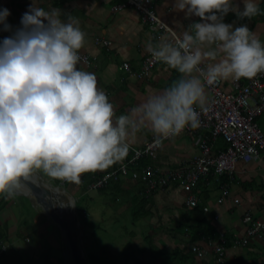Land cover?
<instances>
[{"label": "clouds", "instance_id": "obj_1", "mask_svg": "<svg viewBox=\"0 0 264 264\" xmlns=\"http://www.w3.org/2000/svg\"><path fill=\"white\" fill-rule=\"evenodd\" d=\"M174 8L202 22L182 36L148 42L145 51L179 78L119 116L96 75L77 67L86 35L78 18L61 19L58 8L30 6L23 13L21 27L0 42V194L12 198L36 170L79 185L83 173L122 162L129 138L145 130L162 147L186 128L200 127L206 85L264 72L257 34L247 24L224 22L229 12L238 20L264 14L255 0H243L242 10L232 0H176ZM9 15L0 9L4 31L12 27Z\"/></svg>", "mask_w": 264, "mask_h": 264}, {"label": "crops", "instance_id": "obj_2", "mask_svg": "<svg viewBox=\"0 0 264 264\" xmlns=\"http://www.w3.org/2000/svg\"><path fill=\"white\" fill-rule=\"evenodd\" d=\"M255 2L261 13H264V0ZM175 3L176 0H151L154 12L172 30L170 32L151 30L141 21L139 10L126 0H0V9L6 8L10 12L7 23L12 26L10 31H4L3 25H0V42L21 27V17L30 6L42 7L45 10L58 8L62 13L61 19H66L69 14L77 17L79 27L86 34L84 47L79 52L87 54L92 61L88 67L80 61L77 67L96 75L97 87L106 93L109 102L114 106L116 116H119L127 114L132 107L144 102L148 96L162 91L180 76L175 69L167 67L162 62L140 78L135 75L140 71L145 56L149 54L145 51L148 42L156 43L161 36L171 40L173 32L177 36H182L189 25L202 22L199 17L194 15L186 17L185 11H177L174 8ZM232 3L243 9V0H232ZM117 5L123 7L114 9ZM224 22L232 23L234 26L247 24L264 44V14L254 16L250 20L247 18L238 20L234 13L229 12L224 17ZM104 41L110 43L106 45ZM207 47L205 46V50ZM124 61L130 66L127 72L122 67ZM231 81L232 78L222 80V88L227 93H233ZM206 93L208 96L207 89ZM257 122L264 130V112L257 116ZM203 134L211 146L212 155L225 150L227 143L221 136H213L210 132ZM151 140L152 133L145 130L138 133L135 138L130 137L128 142L132 147H141ZM198 154L200 135L182 132L179 136L164 140L163 146L157 148L155 155L145 157L142 163L155 165L160 169V175L169 170L185 174L192 168V159ZM130 156L129 151L122 162L105 171L83 173L81 184L71 183L82 190L75 199L80 201L86 185L121 163L127 162ZM131 171L119 180L112 181L104 190L87 192V198L94 199L89 205L97 208L100 213L103 209L110 211L109 217L117 215L122 210L131 212L134 208V199L141 197L143 193L146 194L143 184L132 179ZM223 184L229 193L222 201H218ZM106 192H111L118 206L106 203L104 198ZM193 192L199 205L207 207V211L202 209V213L191 214L192 209L186 204L187 193L178 179L155 189L148 195L145 206L148 214L138 216L132 221L137 230L135 233H139L141 235L139 239H142L139 243L131 241L133 257H137L141 264H264V238L246 235V227L242 223L244 215L264 222L263 161L238 160L232 176L227 173L220 176L210 173L200 179ZM18 193L27 194L29 191L19 190ZM24 198L29 202V207L35 210L33 220L30 222L27 223L26 220H29L27 217L25 222H21L20 216L25 212L24 207L16 217L14 212L12 215L6 212L7 208L13 205L12 198H8L9 203L0 211V230L4 232L2 236L5 242L11 245L9 251L0 257V264H50L47 260L49 259L47 251L51 245L60 248L61 242L50 232L48 218L38 208L32 206L29 199ZM91 219L92 222L97 220L99 222L103 218L92 214ZM203 219L204 224L212 228L211 232L207 236L200 235L199 239L191 240L193 232L189 227L190 223L195 222L194 224L198 225V220L201 222ZM120 222L123 224L124 220L121 219ZM220 234L226 238L228 245L222 261H218L213 252V244ZM35 235L44 237L48 242L36 240ZM242 238L246 239L244 245H233L231 242L233 239ZM110 246L108 249H114L113 245ZM91 250L97 255L103 253V249L99 250L98 247ZM119 251L112 254L109 250L112 256L118 254L120 260L117 258L116 264H123ZM179 251L186 255L182 263H177L174 259ZM102 259L108 257L104 255ZM127 261V264H133L132 259Z\"/></svg>", "mask_w": 264, "mask_h": 264}, {"label": "built area", "instance_id": "obj_3", "mask_svg": "<svg viewBox=\"0 0 264 264\" xmlns=\"http://www.w3.org/2000/svg\"><path fill=\"white\" fill-rule=\"evenodd\" d=\"M132 4L140 12V18L146 23L151 30L168 31V26L156 15L151 4V0H126ZM123 5H117L114 9H119ZM177 36L174 32L172 39ZM109 44V41H104ZM81 62L85 66L92 64L91 58L84 53H78ZM159 62L154 60L150 54L146 55L140 71L136 72L137 77L151 71ZM203 66V65H202ZM124 71H129L128 62H123ZM233 93H227L222 88V80L208 86V104L205 111L200 112V127L197 129L186 128L183 132H194L200 135V154L192 159V168L185 174L173 172L171 170L163 172L160 175L158 167L148 166L143 169L142 174L138 177V173H133V178H139L146 185L147 193H151L157 188L164 187L169 182L180 178L186 191H190L200 175H206L210 169H214V173L218 176L227 173L232 176L235 169V163L238 160H262L264 163V130L260 128L257 122V116L264 112V72L258 73L252 79L231 81ZM197 111H200L197 108ZM204 132H210L213 136H221L227 143L225 150L215 155L211 154V146L206 142ZM157 146L153 140L148 141L141 147H130L131 156L125 163H121L115 169L103 174L89 188L106 186L108 181H117L120 175L128 173V164L146 154L154 156ZM108 176V179H105ZM61 185L66 181L58 180ZM224 185V186H223ZM222 185V194L218 197V201H222L227 197L229 191ZM196 196L189 193L186 198V204L190 207L197 205ZM207 207H203L207 211ZM242 223L245 225L246 235L264 238V222L252 218L250 215L242 217ZM233 245H244L245 238L233 239ZM226 238L220 234L213 244V252L218 261H222L226 251ZM2 248L0 245V253Z\"/></svg>", "mask_w": 264, "mask_h": 264}, {"label": "rangeland", "instance_id": "obj_4", "mask_svg": "<svg viewBox=\"0 0 264 264\" xmlns=\"http://www.w3.org/2000/svg\"><path fill=\"white\" fill-rule=\"evenodd\" d=\"M44 177H46L48 179V182L50 184H52L54 186H59L61 188L66 189V191H69L74 196V198H75V196H79L81 194L82 190L79 187L74 186L73 184H71L69 182H65L64 185H61L58 180H57V182H55L54 180H52V178H50L48 176H44ZM42 179L45 181L44 178H42ZM24 197H26V196L19 194V193L16 194L15 196H13L12 197L13 205L9 209L7 208L6 212H8L11 215L14 212V215L16 217L17 213L20 212L21 209L24 207L25 212L21 214L20 218H21V222L22 221L25 222V220H26L25 217H27L29 219V220H26L28 223V222H30V220H33L32 216H34L35 210H32L29 207V205H28L29 202ZM26 198L28 199V197H26ZM104 198L106 200V203L110 202L113 204V206H118V204H117L118 202H116V203L114 202L113 195L111 194V192H106ZM75 200H76V204H77V199H75ZM82 200H81V202H82ZM11 204H12V202H11ZM89 204L86 201V206L89 207L91 214L101 216L103 219L99 223H98L97 219H93V220H97L96 223H98V229H97L96 234L93 236V238L90 241H88L87 246H84V244H83V252L84 253L87 251L86 248L88 249V245L90 246V250L96 249V247H98L99 250L100 249L105 250L108 248V244L113 245L114 249L111 250V253L113 254V252H115L117 250L121 251V249L124 246V243L130 242V241H132L134 243L135 242L139 243L140 241L142 242V239H139V238H141V235L137 232H136V235L134 233L137 230L135 229V227L132 224V221H133L132 220V218H133V210L132 209H131V212L127 211V210H122L117 215H115L113 217H109V215L111 214L110 211L102 208L103 212L100 213V211L97 208H94L93 206H91ZM16 208H17V210H15ZM121 219L124 220L123 224L120 222ZM48 221L50 222V225H51L50 226L51 227L50 232L52 233V235L57 240L58 239L60 240L61 237H60L59 231L57 230V228L52 224V222L49 219H48ZM99 225H100V228H99ZM116 228L118 229V231H115ZM87 232H88V230H86V232H85L86 233L84 236L85 239L83 241V243H85V244H86V239L88 238ZM96 236H97V238H96ZM34 238L38 241H41L42 243L48 242V241L44 240L45 239L44 237H40L39 235H35ZM47 255L49 257V259H47V260H48V262H50V264H59L60 260L62 259L61 247L59 248L58 246L51 245L49 250L47 251ZM98 255H101V254H98ZM119 255H120V253H119ZM102 257L103 256H100L98 258L99 261L100 260L103 261ZM112 258H114V260L117 261V258H119L118 254L114 255ZM119 260H120V258H119ZM96 262H98V261H95V263ZM90 264H93V263H90Z\"/></svg>", "mask_w": 264, "mask_h": 264}, {"label": "trees", "instance_id": "obj_5", "mask_svg": "<svg viewBox=\"0 0 264 264\" xmlns=\"http://www.w3.org/2000/svg\"><path fill=\"white\" fill-rule=\"evenodd\" d=\"M9 18H10V16H8L7 17V21H9ZM160 63V62H159ZM143 76V75H142ZM141 76V77H142ZM137 77V76H136ZM138 78H140V77H138ZM227 147V146H226ZM148 155H146V154H144V155H142L141 157H139L138 159H136L134 162H133V164H128V173L127 174H129V172L131 171V169L132 168H134V170H132L131 171V177H132V179H134V180H137V181H139V182H141L142 184H143V186H144V191H145V193L146 194H144L143 193V195H141V197H136V199H134V208H133V218H132V220L133 221H135L136 219V217H138V216H142V215H146V214H148V211L146 210V208H145V206H146V204H147V199H148V195L149 194H151V193H147L146 192V189H147V187H146V185L144 184V182H142L139 178H133V176H132V174L133 173H138V177H140V175L142 174V171H143V169L144 168H146V167H148V166H151V167H156L155 165H153V164H149V163H142V159H144L145 157H147ZM129 160V159H128ZM127 160V161H128ZM140 163H142V164H140ZM140 166V167H137V166ZM119 166V165H118ZM137 167V168H136ZM116 168V167H115ZM114 168V169H115ZM113 170V169H112ZM42 175H46V174H44L42 171H40V170H38ZM111 171V170H110ZM107 173V172H106ZM210 173H212L213 175H215L214 174V169L213 168H211L210 169V172L209 173H207L206 175H200L199 177H198V180H197V182L194 184V185H192L193 187L191 188V190L190 191H186L185 189V191H186V193H187V195H186V198H187V196H188V194L189 193H192V194H194V192H193V188L197 185V183L200 181V179L201 178H205V177H207ZM105 174V173H104ZM224 174H226V173H224ZM103 175V174H102ZM102 175H100V176H102ZM100 176H98L97 178H95L94 180H92L89 184L91 185L92 183H94L97 179H99L100 178ZM124 175H120L119 176V179L121 178V177H123ZM218 176H220V175H218ZM43 177V176H42ZM118 179V180H119ZM52 180H54V179H52ZM179 180H180V178H179ZM55 182H57V180H54ZM112 182V180H110V181H108V183L106 184V186H108L110 183ZM88 184V185H89ZM88 185H86L85 186V189H84V193H83V196L80 198V201L78 200L77 201V210H78V217H79V220L83 223V225H84V227H85V232H86V230H88V232H87V239H86V244L85 243H83L84 244V246H87V244H88V241H90L92 238H93V236L96 234V232H97V229H98V223L99 222H101V220H99V222L98 223H96V222H92L91 220V218H92V214H91V212H90V210H89V207L88 206H86V201L88 202V204L89 203H92L93 201H94V199H89V198H87V195H86V193L87 192H89V191H94V190H98V189H101V190H104V188L106 187V186H103V187H95V188H89L88 187ZM86 198V199H85ZM196 198V201H197V205L196 206H194V207H191V209L192 210H190V212H191V214H193L194 212H198V213H202V209H203V206H200L199 205V202H198V199H197V197H195ZM83 199V200H82ZM81 200H82V202H81ZM9 203V199L8 198H6V194H0V211L2 210V208H4L7 204ZM195 223V222H194ZM193 222H191L190 223V225H189V227L192 229V234H191V240H197V239H199L200 238V235H204V236H207V235H209V233L211 232V230H212V228H210V227H208V226H206L205 224H204V219L201 221V222H199V220H198V225H195ZM203 223V225H201ZM99 228H100V225H99ZM135 233V232H134ZM133 233V234H134ZM4 234V232H2L1 230H0V245H1V248H2V252L0 253V257L1 256H3L5 253H7L8 251H9V249H10V247H11V245L9 244V243H6L5 242V239H4V237L2 236ZM86 234V233H85ZM135 235H136V233H135ZM98 236V235H97ZM97 236H96V238H97ZM219 236V235H218ZM84 239H85V237H84ZM108 246H110V244H108ZM131 246H132V243H131V241L130 242H127V243H124V246H123V248L121 249V251L119 252L120 253V257L122 258V261H123V264H127V260L128 259H132L133 260V264H141V261L140 260H138L137 259V257H133V252H132V250H131ZM226 246H228L227 245V243H226ZM88 247H90L89 245H88ZM111 247V246H110ZM86 248V247H85ZM86 252L84 253V255H85V257H86V259H87V261H88V263L90 264V263H92V261H94L93 262V264H116V263H118V260L117 261H115L114 260V258H112L113 256L110 254V252H109V250H112V249H105V250H103V253L101 254V255H97V254H95L94 252H92V250H90V248H86ZM104 255H106L107 257H108V259H105V260H97L98 262H96L95 263V260H93V259H95V258H99L100 256H104ZM103 258V257H102ZM186 258V255H184L183 253H182V251H179V254L177 255V256H175L174 257V259L175 260H177V263H182V261L184 260ZM62 263V261L60 260V263L59 264H61Z\"/></svg>", "mask_w": 264, "mask_h": 264}, {"label": "water", "instance_id": "obj_6", "mask_svg": "<svg viewBox=\"0 0 264 264\" xmlns=\"http://www.w3.org/2000/svg\"><path fill=\"white\" fill-rule=\"evenodd\" d=\"M26 184L30 192L22 195L28 197L31 205L38 208L60 233L61 264H89L83 252L85 227L79 220L74 196L64 188L58 191L30 180Z\"/></svg>", "mask_w": 264, "mask_h": 264}, {"label": "bare ground", "instance_id": "obj_7", "mask_svg": "<svg viewBox=\"0 0 264 264\" xmlns=\"http://www.w3.org/2000/svg\"><path fill=\"white\" fill-rule=\"evenodd\" d=\"M44 179H45V181L42 179L41 174H39L38 172L35 171V174L29 180L32 181L33 183L39 182V184L44 185L50 189H56L58 191L61 189V187H59V186L56 187V186L50 184L46 177H44ZM24 184H25V186L22 187L20 190H26V191L30 192V189H29L28 185L26 184V181L24 182ZM55 202H58V199H56Z\"/></svg>", "mask_w": 264, "mask_h": 264}]
</instances>
